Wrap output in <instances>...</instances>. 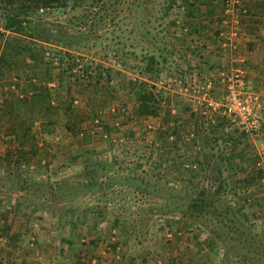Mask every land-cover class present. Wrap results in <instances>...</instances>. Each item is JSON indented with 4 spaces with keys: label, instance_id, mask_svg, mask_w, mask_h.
Wrapping results in <instances>:
<instances>
[{
    "label": "rangeland",
    "instance_id": "rangeland-1",
    "mask_svg": "<svg viewBox=\"0 0 264 264\" xmlns=\"http://www.w3.org/2000/svg\"><path fill=\"white\" fill-rule=\"evenodd\" d=\"M101 1L39 9L29 28L42 38L21 35L45 48L51 101L71 88L82 129L35 120L42 151L0 160V264H264V133L241 135L195 86L211 79L216 102L219 72L241 70L264 119V0ZM12 58L0 100L35 71ZM136 91L156 116L135 111ZM196 198L208 205L191 215Z\"/></svg>",
    "mask_w": 264,
    "mask_h": 264
},
{
    "label": "trees",
    "instance_id": "trees-1",
    "mask_svg": "<svg viewBox=\"0 0 264 264\" xmlns=\"http://www.w3.org/2000/svg\"><path fill=\"white\" fill-rule=\"evenodd\" d=\"M81 1L53 0L47 2L44 0H0L1 28L8 31L7 34L0 32L1 38L2 35L4 38L0 50V76L4 73V69L8 68L7 65L11 61L14 62L12 55L19 53L28 56L32 60L35 70L31 71L32 74H25L23 79L24 88H22L23 86L20 87L22 91L20 98H13L8 93L5 99L0 100V120L5 115L8 116L5 120L8 123H4L5 125L0 123V129L3 131V136H0V144L4 145V151L2 156L0 155V160H5L7 164H10L12 159V163L18 168L21 161L27 164L31 160L32 155H36L42 151V145L45 143L38 145L31 132V125L35 120H40L42 126L50 127H53L62 120L64 130L71 136L76 135L82 129L81 127L79 129L77 128L79 123L76 124V122H79V119L71 112L72 107L69 104L71 88L65 86L66 91L64 96L66 99L62 103H60L58 96L56 98L57 91L54 97L55 103L51 101L50 87L45 78L48 68L46 64L39 65L43 63L41 58L45 48L38 46L39 48L33 52L31 46L21 39V35H37L39 38H42V36L38 35V31L36 34H33L29 28L33 16L37 15L40 17L39 9H47L54 12L61 11L63 14L72 10ZM193 1L204 2L203 0ZM101 3L105 4L106 2L102 0ZM30 42L34 43L35 41ZM146 59L148 60L147 66L150 69L153 57L149 55ZM37 62L39 63L37 64ZM16 88L19 87L17 86ZM151 96L152 94L149 91H136L135 99L137 106L135 111L144 115L156 116L159 108L153 106L155 100H152ZM244 134L242 133L241 135ZM214 192L218 193V187L215 188ZM206 202L208 201H205V199L197 198L190 201L188 203L189 214L201 213L204 207L208 205ZM1 218L4 217L1 216ZM3 233L4 231H1V234Z\"/></svg>",
    "mask_w": 264,
    "mask_h": 264
},
{
    "label": "built area",
    "instance_id": "built-area-1",
    "mask_svg": "<svg viewBox=\"0 0 264 264\" xmlns=\"http://www.w3.org/2000/svg\"><path fill=\"white\" fill-rule=\"evenodd\" d=\"M220 80L225 84V92L221 99L216 102L211 101L207 91L211 85V79L206 77L202 83L196 84L197 91L202 95L205 106L212 109L219 108L220 113L232 124L239 132L251 135L264 133L261 118L252 107L249 95H246V81L241 74V70L234 73L219 72ZM263 129V130H262ZM260 159L264 160V153H260Z\"/></svg>",
    "mask_w": 264,
    "mask_h": 264
}]
</instances>
